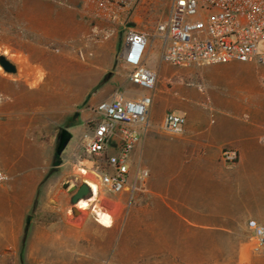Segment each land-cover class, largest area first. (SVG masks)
<instances>
[{"label": "rangeland", "instance_id": "374dc122", "mask_svg": "<svg viewBox=\"0 0 264 264\" xmlns=\"http://www.w3.org/2000/svg\"><path fill=\"white\" fill-rule=\"evenodd\" d=\"M35 5L37 11L50 8L52 11H62L61 0H35ZM170 5L171 0H140L126 27L151 36L157 24L167 19ZM58 19L61 21L60 16ZM74 20L78 22L79 16L76 15ZM86 22L90 26L89 31L84 33L81 27V31L73 27L77 30L66 32L58 28L57 32H52L55 39L49 41L45 38L47 31L42 22L37 20L35 59L46 62L14 63L18 69L16 75H8L0 68V88L3 85L1 79L11 81L6 95L0 92V111L4 108L7 113L0 115V167L3 170L5 167L8 175L6 184L28 179L23 182L27 187L35 178V183H40L44 190L43 200L64 202L69 214L68 229L62 225L64 231L61 233L59 230L53 231L46 242L38 240L41 247L36 248L29 264H264V246L259 251L254 250V242L247 228L251 220L249 212L259 207L264 211V192H237L235 177L230 175L226 202L222 200L220 203V193L212 191L207 200V204L211 205L207 207V224H192L183 218L167 215L173 205L170 199L172 193L158 196L146 193L112 194L100 186L96 170L91 169V163L98 165L101 162L87 157L83 159L87 162H80L82 138L90 128L89 118L97 117L94 108L99 102L110 99L116 93H122L127 98L133 94H149L132 85L128 72L121 68L117 69L119 72L113 79L116 64L101 62L94 52L109 40V35L93 31L95 22L90 19H86ZM125 34L126 30L121 28V42ZM69 36L71 38L67 39ZM161 48L158 41L151 46L147 67L158 68ZM258 51H264V41L259 44ZM1 54L11 60L0 49ZM67 55L77 59V62H62ZM75 68L83 75L78 89H75V80L60 78L56 74L65 70L74 71ZM42 70L47 71L46 76L32 78L35 74L41 75ZM22 72H28L30 78L22 79V75H25ZM230 73L242 78L245 83H264V65L248 63ZM11 79L19 80L12 82ZM119 85L121 88L116 90L115 87ZM63 130L69 131L73 139L65 149L66 153L58 156L59 135ZM35 154L45 159L41 166L45 174L37 177L30 175L31 159ZM48 158L53 163L51 172L44 169ZM68 160H73L76 167H69L67 172L60 170L58 166ZM237 164L232 168L223 166L230 172ZM88 181L97 184L98 195L96 198L92 195L87 200L88 207L80 210V220L75 221L69 187H79ZM12 192L3 193L0 188V199L5 196L6 202L1 206L7 207L9 212L7 217H0V255L6 264L19 263L18 247L13 244V229L17 227V212L21 207L22 211L27 210L32 196V192L23 191L18 201L13 200ZM181 196L184 198L181 202L187 204L188 192L181 193ZM221 196L225 197L224 192ZM142 197L144 200H141ZM101 203L112 207L110 212H103L112 218L111 229L103 227L96 220L97 214L101 213ZM1 206L0 209H3ZM176 210L187 216L193 211L182 206Z\"/></svg>", "mask_w": 264, "mask_h": 264}, {"label": "crops", "instance_id": "0c3cea01", "mask_svg": "<svg viewBox=\"0 0 264 264\" xmlns=\"http://www.w3.org/2000/svg\"><path fill=\"white\" fill-rule=\"evenodd\" d=\"M60 10L62 11H52L50 8L47 11H37L35 0H0L1 52L11 57L9 60L13 63H44L46 61L35 59L37 20L42 22L45 32L47 31L45 38L52 41L53 38L55 39L52 32H57L58 28L66 32L76 31L77 29L73 27L79 28V31L83 29L84 33L89 31L90 26L86 19H90L95 22L93 31L105 32L109 35L106 43L94 49L97 58L107 64H116L113 79L119 72L118 68L127 71L129 76L131 69L120 59L124 40L121 42L119 33L121 28L124 30L125 27L95 20L87 6V0H61ZM76 15L79 16V23L74 20ZM59 16L61 21L58 19ZM70 38L69 36L67 39ZM64 60L62 62L67 63L68 60L71 63L77 62V59L68 55ZM247 64L232 62L223 65L172 67L159 61L155 70L147 67L146 62V67L157 73L153 105L149 111L151 129L142 133L140 143L131 155L130 163L132 171L138 167L149 171L146 194L158 196L162 193H172L170 199L173 205L167 215L183 218L192 224H207V207H211L207 204V200L210 199L212 191H215L220 193L219 202L221 203L222 200L226 202L230 175L235 177L237 192H264V83L252 81L245 83L242 78L230 73ZM22 74H25L22 75V79L30 78L27 76L28 72ZM40 74L39 76L35 74L32 78L40 79L46 76L47 71L42 70ZM56 74H59L60 78L75 80V89L80 88L79 81L83 79V75L77 68L74 71L65 70ZM1 80L3 85L0 92L6 95V88L11 81L4 78ZM11 80L17 82L19 79ZM115 88L119 90L121 85ZM0 112L1 116L7 115L4 108ZM167 113L185 118L181 134L173 136L162 130ZM96 118H89L90 126ZM89 131L90 128L86 133ZM72 139L71 134L69 144ZM118 148V141L112 140L107 156L116 155ZM226 148L237 151L239 157L237 166L230 172L220 159L222 151ZM31 161L30 175L33 177L44 175L41 166L44 165L45 159L35 154ZM62 162L58 168L65 172L71 166L76 167L73 160ZM52 164L51 158H48L44 169L51 172ZM3 171L5 172V167ZM25 181L15 180L0 187L3 193L13 191V200L18 201L21 200L18 198L21 192H32L31 203L27 210L22 211L23 207H21L17 212V227L13 229V244L18 247V264H29L36 248L41 247L37 241L46 242L50 233L57 230L61 233L64 231L61 226L63 225L67 230L69 224V214L64 202L51 199L44 201L42 185L35 183L36 179L33 178L32 184L30 186L26 184L27 187H24ZM185 192H188L187 204L181 202L184 199L181 193ZM222 192L225 194L223 198ZM2 197L0 206L6 204L5 196ZM180 206L191 208L193 211L191 210L187 216L176 210ZM96 207L94 205L95 209ZM7 209V207L0 209V217L8 216ZM80 210L79 205L76 206V210L72 208L75 221L80 220ZM100 210V214H104L103 212H110L112 207L101 203ZM249 216L251 220L264 223V211L260 207L249 212ZM112 224L109 227L102 226L111 229ZM5 261L0 255V263L6 264Z\"/></svg>", "mask_w": 264, "mask_h": 264}, {"label": "built area", "instance_id": "2783aa9c", "mask_svg": "<svg viewBox=\"0 0 264 264\" xmlns=\"http://www.w3.org/2000/svg\"><path fill=\"white\" fill-rule=\"evenodd\" d=\"M139 1L87 0L95 19L125 27L120 59L131 69L130 83L149 93L133 94L131 98L116 93L98 103L94 108L97 118L82 138L80 162L86 161L84 157L100 161L98 165L91 163V169L96 170L100 186L115 195L148 190L149 171L141 167L132 171L130 161L142 133L151 129L149 111L157 73L148 69L146 62L154 42L162 47L160 62L172 67L232 62L264 65V51H258L264 41V0H171L167 19L157 24L151 36L126 27ZM184 124L185 118L167 113L162 130L176 136L182 133ZM114 139L118 141V153L107 156ZM220 159L232 168L238 153L226 148ZM7 181L8 175L0 168V186ZM247 228L254 250L259 251L264 246V225L249 220Z\"/></svg>", "mask_w": 264, "mask_h": 264}, {"label": "water", "instance_id": "95a60500", "mask_svg": "<svg viewBox=\"0 0 264 264\" xmlns=\"http://www.w3.org/2000/svg\"><path fill=\"white\" fill-rule=\"evenodd\" d=\"M0 68L4 73L8 75H16L18 72L17 66L11 62L5 55H0ZM71 140V134L67 130H63L59 135L57 154L61 155L67 148ZM69 186H66V188ZM69 192L72 193L71 203L73 204V209L76 210V206L82 201H87L93 195L91 187L87 183H83L79 187L70 186Z\"/></svg>", "mask_w": 264, "mask_h": 264}, {"label": "bare ground", "instance_id": "6f19581e", "mask_svg": "<svg viewBox=\"0 0 264 264\" xmlns=\"http://www.w3.org/2000/svg\"><path fill=\"white\" fill-rule=\"evenodd\" d=\"M21 70V69H20ZM63 86V85H62ZM69 86V85H68ZM58 91V90H57ZM58 98V97H57ZM43 99V98H42ZM58 100V99H57ZM59 102V101H58ZM83 173L84 174H86V172L83 170ZM89 185H90V187H91V189H92V192H93V196L96 198L97 197V195H98V186H97V184L95 183V182H93V181H89ZM79 207L81 208V209H86L87 207H88V201H82V202H80L79 203ZM108 219V223H105V219ZM97 220H98V222L101 224V225H103V226H105V227H109V226H111V224H112V218H111V216H109L108 214H100V213H98L97 214Z\"/></svg>", "mask_w": 264, "mask_h": 264}, {"label": "snow or ice", "instance_id": "6c2138e0", "mask_svg": "<svg viewBox=\"0 0 264 264\" xmlns=\"http://www.w3.org/2000/svg\"><path fill=\"white\" fill-rule=\"evenodd\" d=\"M105 223H108V219L107 218L105 219Z\"/></svg>", "mask_w": 264, "mask_h": 264}, {"label": "trees", "instance_id": "16d2710c", "mask_svg": "<svg viewBox=\"0 0 264 264\" xmlns=\"http://www.w3.org/2000/svg\"><path fill=\"white\" fill-rule=\"evenodd\" d=\"M27 228H28V226H27Z\"/></svg>", "mask_w": 264, "mask_h": 264}]
</instances>
